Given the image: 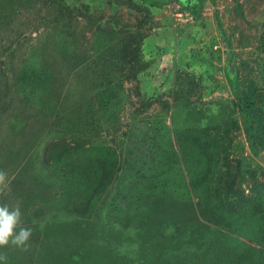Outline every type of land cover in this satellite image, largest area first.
I'll return each mask as SVG.
<instances>
[{
    "label": "rangeland",
    "instance_id": "rangeland-1",
    "mask_svg": "<svg viewBox=\"0 0 264 264\" xmlns=\"http://www.w3.org/2000/svg\"><path fill=\"white\" fill-rule=\"evenodd\" d=\"M195 2L0 0V264H264V0Z\"/></svg>",
    "mask_w": 264,
    "mask_h": 264
},
{
    "label": "clouds",
    "instance_id": "clouds-1",
    "mask_svg": "<svg viewBox=\"0 0 264 264\" xmlns=\"http://www.w3.org/2000/svg\"><path fill=\"white\" fill-rule=\"evenodd\" d=\"M9 178L7 173L0 170V192L7 189ZM32 237V230L22 226V213L19 205L9 206L0 204V248L9 245L24 250ZM7 257L0 254V261L6 262Z\"/></svg>",
    "mask_w": 264,
    "mask_h": 264
},
{
    "label": "trees",
    "instance_id": "trees-1",
    "mask_svg": "<svg viewBox=\"0 0 264 264\" xmlns=\"http://www.w3.org/2000/svg\"><path fill=\"white\" fill-rule=\"evenodd\" d=\"M154 6L159 7L160 4ZM187 8L191 9L190 7ZM261 36L264 45V31ZM263 96L264 88L256 86L253 80H249L239 93L238 107L251 121V127L246 128L245 131L252 147L264 152V108L260 103ZM251 128L255 129L252 133L249 132Z\"/></svg>",
    "mask_w": 264,
    "mask_h": 264
},
{
    "label": "built area",
    "instance_id": "built-area-1",
    "mask_svg": "<svg viewBox=\"0 0 264 264\" xmlns=\"http://www.w3.org/2000/svg\"><path fill=\"white\" fill-rule=\"evenodd\" d=\"M180 7V6H179ZM177 14V16H182L183 14L180 12V11H178V12H176Z\"/></svg>",
    "mask_w": 264,
    "mask_h": 264
},
{
    "label": "water",
    "instance_id": "water-1",
    "mask_svg": "<svg viewBox=\"0 0 264 264\" xmlns=\"http://www.w3.org/2000/svg\"><path fill=\"white\" fill-rule=\"evenodd\" d=\"M193 3H194V4L196 3L195 0H192V4H193Z\"/></svg>",
    "mask_w": 264,
    "mask_h": 264
}]
</instances>
